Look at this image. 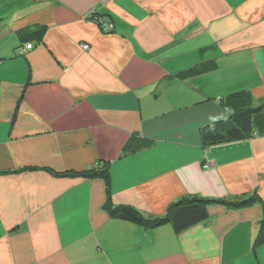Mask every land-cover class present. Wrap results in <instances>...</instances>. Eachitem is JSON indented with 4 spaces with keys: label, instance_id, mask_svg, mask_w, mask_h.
Here are the masks:
<instances>
[{
    "label": "crops",
    "instance_id": "0c3cea01",
    "mask_svg": "<svg viewBox=\"0 0 264 264\" xmlns=\"http://www.w3.org/2000/svg\"><path fill=\"white\" fill-rule=\"evenodd\" d=\"M242 91L264 101V0H0V264H264V136L202 140ZM188 195L256 202L180 234L108 209Z\"/></svg>",
    "mask_w": 264,
    "mask_h": 264
},
{
    "label": "trees",
    "instance_id": "16d2710c",
    "mask_svg": "<svg viewBox=\"0 0 264 264\" xmlns=\"http://www.w3.org/2000/svg\"><path fill=\"white\" fill-rule=\"evenodd\" d=\"M47 32L46 26H36L19 33L21 43L42 42ZM109 33V32H108ZM229 118L217 121L202 130L204 149L211 146L249 140L264 136V101L255 105L249 92L242 91L227 96L221 101ZM151 145V142L142 138L133 137L125 146V153H134ZM102 174L107 182V191L110 197V176L106 166H102ZM100 169V170H101ZM256 202V198L242 202H230L224 199L204 198L198 195H188L171 204L163 217L156 219L145 218L138 210L129 206L114 207L110 204L108 209L115 218L127 220L147 228L171 224L177 234H180L196 225L209 220V207L213 204L228 207H246ZM264 241V221L256 237V244Z\"/></svg>",
    "mask_w": 264,
    "mask_h": 264
},
{
    "label": "built area",
    "instance_id": "2783aa9c",
    "mask_svg": "<svg viewBox=\"0 0 264 264\" xmlns=\"http://www.w3.org/2000/svg\"><path fill=\"white\" fill-rule=\"evenodd\" d=\"M87 19H92L93 22L99 24L104 32H111L113 30V26L110 23H106L104 19L98 15L91 14L86 16ZM84 50H88L89 46L88 45H82L81 46ZM34 48L33 43L27 42L22 44L19 49H18V54L21 56H25L29 52H31Z\"/></svg>",
    "mask_w": 264,
    "mask_h": 264
},
{
    "label": "clouds",
    "instance_id": "9594fccd",
    "mask_svg": "<svg viewBox=\"0 0 264 264\" xmlns=\"http://www.w3.org/2000/svg\"><path fill=\"white\" fill-rule=\"evenodd\" d=\"M105 21V20H104ZM106 33H108V32H106Z\"/></svg>",
    "mask_w": 264,
    "mask_h": 264
}]
</instances>
